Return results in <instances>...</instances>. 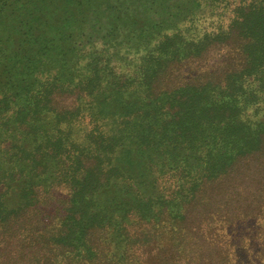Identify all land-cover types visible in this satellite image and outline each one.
<instances>
[{"label":"trees","instance_id":"16d2710c","mask_svg":"<svg viewBox=\"0 0 264 264\" xmlns=\"http://www.w3.org/2000/svg\"><path fill=\"white\" fill-rule=\"evenodd\" d=\"M0 264H264V0H0Z\"/></svg>","mask_w":264,"mask_h":264}]
</instances>
